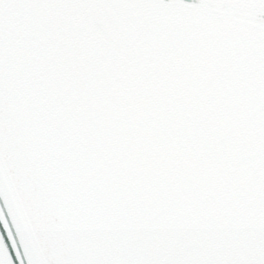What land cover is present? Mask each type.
I'll return each instance as SVG.
<instances>
[{
    "label": "snow or ice",
    "instance_id": "snow-or-ice-1",
    "mask_svg": "<svg viewBox=\"0 0 264 264\" xmlns=\"http://www.w3.org/2000/svg\"><path fill=\"white\" fill-rule=\"evenodd\" d=\"M0 264H264V0H0Z\"/></svg>",
    "mask_w": 264,
    "mask_h": 264
}]
</instances>
